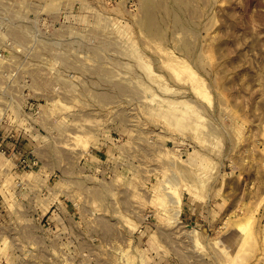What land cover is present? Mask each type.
<instances>
[{
    "label": "rangeland",
    "instance_id": "1",
    "mask_svg": "<svg viewBox=\"0 0 264 264\" xmlns=\"http://www.w3.org/2000/svg\"><path fill=\"white\" fill-rule=\"evenodd\" d=\"M0 264H264V0H0Z\"/></svg>",
    "mask_w": 264,
    "mask_h": 264
}]
</instances>
